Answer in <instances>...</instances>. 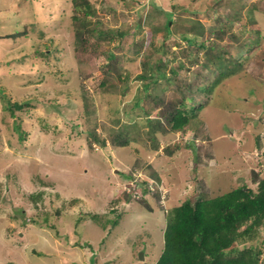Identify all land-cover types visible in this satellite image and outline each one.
Returning a JSON list of instances; mask_svg holds the SVG:
<instances>
[{
    "label": "rangeland",
    "instance_id": "374dc122",
    "mask_svg": "<svg viewBox=\"0 0 264 264\" xmlns=\"http://www.w3.org/2000/svg\"><path fill=\"white\" fill-rule=\"evenodd\" d=\"M91 1L94 21L126 33L84 41L72 0H0V264H155L173 207L241 184L256 188L264 176V0ZM166 12L174 14L168 35ZM228 22L231 32L263 36L261 44L246 53L239 44L249 33L219 40L226 56L250 57L214 92L200 90L217 68L207 69L197 45L187 56L181 34L203 31L201 40L216 41L212 32ZM18 30L27 33L7 36ZM2 92L29 105L12 117ZM184 96L201 110L175 131L170 112ZM136 108L142 115L131 118ZM157 118L161 131L147 133V120ZM129 122L131 141L119 146L114 134ZM95 127L104 146L89 142Z\"/></svg>",
    "mask_w": 264,
    "mask_h": 264
},
{
    "label": "trees",
    "instance_id": "16d2710c",
    "mask_svg": "<svg viewBox=\"0 0 264 264\" xmlns=\"http://www.w3.org/2000/svg\"><path fill=\"white\" fill-rule=\"evenodd\" d=\"M72 4L74 10L73 17L78 23L75 26V31L81 40L88 41L94 39V42H98L101 39H108V36L114 38V36H123L126 33L122 29L105 30L100 20L94 21L92 17L96 14V8L91 0H72ZM166 14L167 19L163 23V29L168 35L172 32L171 22L173 21L174 14L173 12H166ZM254 17V9L252 8L248 11L247 18L253 21ZM241 18V15H237L235 19L241 21ZM197 23H199L200 27H204L200 21ZM230 24L229 22L225 24L226 28H216L212 32V35L216 36L218 40L208 43L201 40L203 31L201 34L197 32L192 36L187 33L181 34L190 44L187 56L190 55L192 46L197 45L199 50H204L203 55L205 61L207 60L204 65L207 69L215 73L217 68L218 73L210 82L206 79L202 84H199L200 90L214 92L216 86L221 84L224 79L233 77L241 72L244 68L245 59L250 57L246 55V58L243 56L236 58L235 54L232 53L226 56L228 44L223 45L219 40L227 37L228 41H231L233 37H245V33H249L243 42L239 44V47L244 49L246 53L252 52L261 44L263 36L255 34L252 29L246 28L239 29L237 32H231L228 29L232 26ZM157 31L158 28L151 30L150 44L157 36ZM227 32H231L232 34L229 36ZM257 32L259 33L260 30L257 29ZM25 33H27L25 30H18L7 36L17 38ZM37 51L43 56H48L49 54V52H42L39 49ZM186 51V49L182 50V55H185ZM198 53L200 52L198 51ZM82 54L81 52L77 53L78 57H83ZM149 54H146V56ZM106 56L111 61L114 58V54L111 51ZM113 65L114 63L112 62V64L108 63L107 66L111 69L114 67ZM153 65H150V68ZM184 67L185 63L181 61L177 67H171V73L177 76L178 69ZM107 71L109 72V69ZM153 75L155 74L151 72L150 76L140 74L139 77L145 79L153 77ZM101 83L105 85V81ZM144 87V90L148 89L149 83H144ZM2 97L5 101L4 107L12 117L16 116V111H21L26 105H29L28 101L12 100L3 92ZM134 107L132 105V108ZM139 108L143 111L147 106L145 103L140 102ZM198 109L201 110V104L196 106L190 97L184 96L179 98L178 102L174 105V109L170 112L169 121L172 130H184L197 118ZM135 110L138 112L136 108L131 114V112L125 109L126 113L131 114V118L142 115L138 113L134 115ZM141 111L140 113H142ZM147 121V133L161 131V122L158 118L155 121L154 119ZM132 127L129 122L125 127L116 131L113 138L114 142L118 141L117 144L119 146L130 143L131 138L129 134ZM13 128L19 134L20 139L26 134L19 121L15 120L13 122ZM88 136H92L89 141L90 144L95 141L104 146L106 143V140H101L97 136L96 127L88 132ZM175 146H178V143ZM165 151L168 154H173L174 148L169 145L166 146ZM255 181L257 182L256 188L247 184H241L215 196H201L195 199L188 197L179 205L173 207L168 213L167 224L164 230V247L155 264H261V255L263 254L262 244L264 242V238L260 237V234L264 235V176ZM141 186L145 192L148 191V187L144 182H141ZM92 217L95 218L96 214L92 215ZM111 223L116 225L117 219L111 220Z\"/></svg>",
    "mask_w": 264,
    "mask_h": 264
},
{
    "label": "water",
    "instance_id": "95a60500",
    "mask_svg": "<svg viewBox=\"0 0 264 264\" xmlns=\"http://www.w3.org/2000/svg\"><path fill=\"white\" fill-rule=\"evenodd\" d=\"M143 255L141 254V257H142Z\"/></svg>",
    "mask_w": 264,
    "mask_h": 264
},
{
    "label": "bare ground",
    "instance_id": "6f19581e",
    "mask_svg": "<svg viewBox=\"0 0 264 264\" xmlns=\"http://www.w3.org/2000/svg\"><path fill=\"white\" fill-rule=\"evenodd\" d=\"M195 108V107H194Z\"/></svg>",
    "mask_w": 264,
    "mask_h": 264
}]
</instances>
